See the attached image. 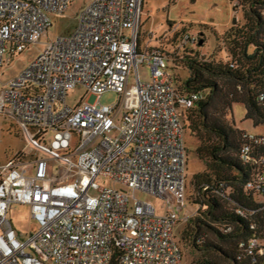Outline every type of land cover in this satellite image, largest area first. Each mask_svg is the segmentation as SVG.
<instances>
[{
	"label": "built area",
	"instance_id": "obj_1",
	"mask_svg": "<svg viewBox=\"0 0 264 264\" xmlns=\"http://www.w3.org/2000/svg\"><path fill=\"white\" fill-rule=\"evenodd\" d=\"M75 1L0 0V76L6 58L40 43ZM143 6L90 0L76 26L48 40L0 92V116L13 119L25 141L0 164V264H110L116 252L117 264H183L175 235L186 206L183 112L203 94H181L169 55L143 40ZM76 88L87 94L72 105ZM108 91L118 94L113 105L100 102ZM244 137L240 158L250 162L264 136ZM245 188L264 195V171ZM138 192L159 198L161 209ZM17 205L30 207L35 231L16 228ZM246 247L257 263L264 234Z\"/></svg>",
	"mask_w": 264,
	"mask_h": 264
},
{
	"label": "trees",
	"instance_id": "obj_2",
	"mask_svg": "<svg viewBox=\"0 0 264 264\" xmlns=\"http://www.w3.org/2000/svg\"><path fill=\"white\" fill-rule=\"evenodd\" d=\"M231 2L243 12L244 23L233 25L223 35L215 32L217 42L226 48L227 60L206 59L186 44L180 57L167 53L176 69L183 67L189 72L185 91L174 74L181 94H203L201 100L183 112V122L197 140L195 151L205 165V170L191 181L195 191L191 199L198 206L197 215L182 233L183 242L205 254L191 264H221L210 257L211 252L230 264H264V256L253 263L246 251L252 237L264 234V202L259 199L261 194L245 188L253 174L264 171V144L254 145L252 160L243 162L240 152L247 132L227 120L233 105L242 103L247 118L255 126L264 125V0ZM197 39L203 44V38ZM238 209H243L245 215L239 214ZM117 261L116 252L110 264Z\"/></svg>",
	"mask_w": 264,
	"mask_h": 264
},
{
	"label": "rangeland",
	"instance_id": "obj_3",
	"mask_svg": "<svg viewBox=\"0 0 264 264\" xmlns=\"http://www.w3.org/2000/svg\"><path fill=\"white\" fill-rule=\"evenodd\" d=\"M89 2L90 0H76L64 16L54 19L48 35L43 37L40 43L13 59L6 58V66L0 76V92L9 80L18 76L36 59L48 40L55 39L60 34L72 30L76 26L78 12ZM237 23H244L243 12L238 10L235 2H231V0H176L175 2H172V0H144L142 13L143 40H147L150 46L163 48L165 53L177 54L179 57L182 56V47L186 44V47L198 51L206 59L227 60L226 48L217 42L216 33L223 35ZM188 35L203 38V44H199V41L196 43L187 41ZM169 63V71L173 75H177L178 84L184 90V84L190 76L188 70L183 67L176 69L171 61ZM142 73L145 79H149V69L143 68ZM86 94L85 88H76L70 91L67 100L70 104L75 105L86 97ZM117 101L118 94L114 91L106 92L100 99L103 105H113ZM227 120L243 131L264 136V125L255 126L253 120L247 118V110L242 103L233 105L232 112ZM187 125L185 122L186 144L188 147L186 206L180 211V221L175 229L176 238L180 240L183 249V264H191L195 259L205 255L193 250L182 239V233L188 221L197 215L198 210V206L193 204L191 199V196L195 193L191 181L195 174L205 170L204 163L195 151L197 140L191 136ZM24 146V137L14 120L0 116V164L6 162ZM136 196L140 200L151 202L159 210L161 209L163 202L156 196L145 192H138ZM259 199L264 202L263 195H259ZM11 218L16 228L26 234L36 230L32 220V212L28 205L15 206ZM211 236L214 238V234ZM209 255L221 264H230L216 253L211 252Z\"/></svg>",
	"mask_w": 264,
	"mask_h": 264
}]
</instances>
